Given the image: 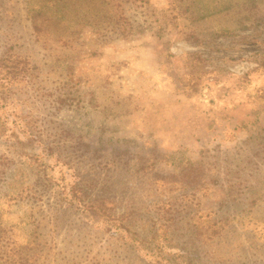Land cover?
Wrapping results in <instances>:
<instances>
[{
  "label": "rangeland",
  "instance_id": "rangeland-1",
  "mask_svg": "<svg viewBox=\"0 0 264 264\" xmlns=\"http://www.w3.org/2000/svg\"><path fill=\"white\" fill-rule=\"evenodd\" d=\"M4 234L29 264H264V0H0Z\"/></svg>",
  "mask_w": 264,
  "mask_h": 264
},
{
  "label": "trees",
  "instance_id": "trees-1",
  "mask_svg": "<svg viewBox=\"0 0 264 264\" xmlns=\"http://www.w3.org/2000/svg\"><path fill=\"white\" fill-rule=\"evenodd\" d=\"M31 258L32 253L27 251L25 244L17 242L14 235L0 236V264H29Z\"/></svg>",
  "mask_w": 264,
  "mask_h": 264
}]
</instances>
